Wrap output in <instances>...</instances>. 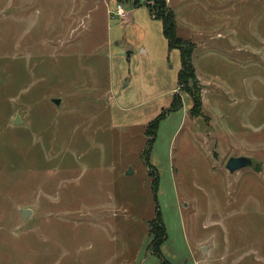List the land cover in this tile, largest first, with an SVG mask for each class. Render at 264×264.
I'll return each instance as SVG.
<instances>
[{"label": "rangeland", "instance_id": "rangeland-1", "mask_svg": "<svg viewBox=\"0 0 264 264\" xmlns=\"http://www.w3.org/2000/svg\"><path fill=\"white\" fill-rule=\"evenodd\" d=\"M165 2L193 81L155 0H0V264H264V0Z\"/></svg>", "mask_w": 264, "mask_h": 264}, {"label": "trees", "instance_id": "trees-1", "mask_svg": "<svg viewBox=\"0 0 264 264\" xmlns=\"http://www.w3.org/2000/svg\"><path fill=\"white\" fill-rule=\"evenodd\" d=\"M137 3V0H134ZM157 3V13L155 18H158L162 21L163 24V33L168 40V47L170 50L179 49L181 54V69L178 73V82H190L195 80V72L191 63V51L189 43H186L185 40L181 39L176 31V19L174 14L168 10L166 7L165 0H155ZM151 14L153 15L154 7L149 6ZM191 79V80H190ZM193 99L192 110L194 113L200 111L201 99L199 95L190 93ZM178 99L174 97L172 107L179 109L181 106H176ZM161 214L158 210L157 217L152 221L151 231L154 234V249L158 252H161L160 245L166 239V229L164 224L161 221Z\"/></svg>", "mask_w": 264, "mask_h": 264}, {"label": "water", "instance_id": "water-1", "mask_svg": "<svg viewBox=\"0 0 264 264\" xmlns=\"http://www.w3.org/2000/svg\"><path fill=\"white\" fill-rule=\"evenodd\" d=\"M53 101L56 104L60 103L59 98H54ZM19 121H20L19 116H16L14 122L18 123ZM255 165H256V162L252 157L241 155V156L230 157L227 164H226V168L231 173H233L235 171H238V170L246 168V167H254ZM30 211H31L30 209H26V210L22 211L23 219H26L28 217V215L30 214Z\"/></svg>", "mask_w": 264, "mask_h": 264}, {"label": "built area", "instance_id": "built-area-1", "mask_svg": "<svg viewBox=\"0 0 264 264\" xmlns=\"http://www.w3.org/2000/svg\"><path fill=\"white\" fill-rule=\"evenodd\" d=\"M116 12L122 17L126 16V13L124 12L123 6L121 4H118Z\"/></svg>", "mask_w": 264, "mask_h": 264}]
</instances>
